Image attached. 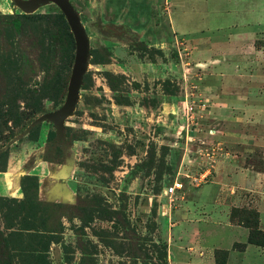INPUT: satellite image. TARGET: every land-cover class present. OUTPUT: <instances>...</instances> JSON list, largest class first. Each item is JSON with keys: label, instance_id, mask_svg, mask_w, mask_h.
Returning a JSON list of instances; mask_svg holds the SVG:
<instances>
[{"label": "rangeland", "instance_id": "obj_1", "mask_svg": "<svg viewBox=\"0 0 264 264\" xmlns=\"http://www.w3.org/2000/svg\"><path fill=\"white\" fill-rule=\"evenodd\" d=\"M6 1L0 0V110L17 118L27 102L31 104V90L35 97L48 98L32 121L20 120L16 126L0 118V170L11 151L37 139L41 127L48 135L45 157L61 161L66 153L75 165L70 187L76 203L37 211L31 217L34 229L62 225V242L68 247L67 257L73 259L70 264L80 262V238L97 246L95 264H164L159 259L163 239L177 217L200 210L193 207L194 191L212 180L220 152L217 142L207 138L213 129L207 124L212 96L218 92L210 85L218 84L220 76L212 74L206 59L197 62L192 55L213 51L219 55L227 47L239 52L236 40L217 43L228 35L224 26L241 24L249 19L247 12H241L239 1L227 0L231 12L223 17L215 12L220 10L218 0H199L190 17L178 13L173 20V9L187 0H69L88 37L89 59L77 104L64 122V143L58 144L49 121L26 130L42 115L57 111L66 99L74 60L67 69L69 49L54 20L61 12L53 4L42 6L29 15L47 14L51 19L35 21L22 17L13 3L11 11L5 12ZM188 31L200 42H191L185 35ZM205 38L216 44H204ZM256 42L262 46L264 36L253 43L256 50L264 51ZM248 47L245 55H251ZM59 75L66 85L55 97L51 89ZM243 158L246 165L264 170L261 156ZM208 170L210 175L203 179ZM176 180L183 184L182 191L165 195ZM214 200L210 196L205 206L211 213L198 245L223 249L215 251L217 264H226L229 253L230 263L239 264L244 250L236 246L247 240L244 228L255 227L253 217L258 212L252 206L232 207L231 224L244 228H231L223 224L225 215L219 214L221 207L215 208ZM216 214L222 218L221 226L216 224ZM0 230L4 236L9 232L1 211ZM192 232L199 233L195 228ZM192 237L186 248L197 245ZM255 247L246 251V264H264V248ZM21 249L17 245L11 250L13 264H26ZM186 250L180 252L184 261L200 259L198 248ZM49 257L52 264H60L51 249Z\"/></svg>", "mask_w": 264, "mask_h": 264}, {"label": "crops", "instance_id": "obj_2", "mask_svg": "<svg viewBox=\"0 0 264 264\" xmlns=\"http://www.w3.org/2000/svg\"><path fill=\"white\" fill-rule=\"evenodd\" d=\"M195 1L199 0L179 2L173 9V20L178 13V15L189 16ZM218 1L220 10H216V14L221 13L220 16L223 17L229 15L231 9L225 5L228 1ZM238 1L241 3V12H247L249 19H244L241 24L234 22L226 24L224 28L228 30V35L219 40L217 45L222 42L231 44L236 40V43L239 44V52L229 50L227 47L223 48L219 55H216L215 51L212 52V55H192L197 62L200 60L204 62L206 59L208 62L204 63L205 65L209 64L208 69L212 70V74L220 76L218 84L210 85L215 92L218 91V94L211 95L214 104L209 110V121L207 122L209 127L213 128L209 129L210 136L207 138L217 142L220 152L215 160V166H213L212 180L194 191L196 198L194 197L193 207L200 210L187 212V214L177 217L178 222L174 224L170 235L168 234L163 239L169 264H217L215 251L223 249L216 247L208 249L198 245L200 242L198 238L204 234L202 230L208 225L211 213L209 212L208 215L205 211L210 196L215 197L212 202L216 204L215 208L221 207L219 214L225 215L223 224L226 226L244 228L231 224L229 211L232 207L252 206L259 214V228L264 231V170L255 169L254 166L246 165L245 160H240L244 159V156H261L264 160V51L256 50L253 44L259 36H264V0ZM6 2L4 11L10 12L12 3ZM173 20L172 28L177 30L178 24H175ZM177 22L178 20H176ZM260 27L262 30L259 31ZM215 29H217L216 31L223 30ZM185 35H189L191 42H200L199 38L195 40L189 31ZM205 39L208 41L204 44H216L208 38ZM246 45H249L248 51L252 50L249 51L251 55H245L244 47ZM253 53L258 55H253ZM45 134L46 131L42 128L38 142L26 141L16 150L10 152L6 168L0 172V198L21 199L23 196L20 185L21 178L31 175L38 177L37 195L40 201L68 205L77 201V196L69 184L73 180L75 165L70 158L61 164L43 159ZM215 220L216 224L222 225L220 215L216 214ZM201 224L203 227H200ZM192 228L197 229L199 233L193 234ZM244 229L248 236V230ZM191 237L193 240L196 239L197 245L186 248L184 245L191 242ZM156 242H159L158 239ZM250 247L255 246L250 244L246 246L239 264H246L247 261H244L246 251ZM194 248L199 249L200 259L195 262L191 259L184 261L180 252L185 249L191 252ZM51 252L55 261L63 264L60 247L53 244ZM231 256L232 253H229L226 264H231Z\"/></svg>", "mask_w": 264, "mask_h": 264}, {"label": "trees", "instance_id": "obj_3", "mask_svg": "<svg viewBox=\"0 0 264 264\" xmlns=\"http://www.w3.org/2000/svg\"><path fill=\"white\" fill-rule=\"evenodd\" d=\"M21 16L26 19L30 18L31 16V20L35 21L51 19V16L47 14H22ZM54 18L55 23L60 31V36L65 38L67 47L69 49L66 67L69 69L71 68L72 61L74 60V39L62 13H58ZM258 42H256V47H264V44L259 46ZM65 85V81L63 80L62 76L59 75L58 79H56V81L54 80L51 89L53 96L58 97L61 94L62 89L65 88ZM30 93L31 104L27 102V107L19 113V117H12L10 111L2 112L0 110V118L3 119L4 122L11 120L17 126L20 124V120H31L37 114H39L43 109L42 100L48 97L41 96L40 94H37L35 97L36 93H34L33 90H31ZM5 168L6 164L4 168L0 170V172L4 171ZM20 185L21 192L23 194L21 199L0 198V211L3 213L6 230L9 231L6 236H4L5 234H3V232L0 230V264H13L12 260L15 255H12L11 250H15L17 245L20 248H23L21 249L23 250L22 253L24 254L22 260H25L26 264H52L49 257V252L53 244L60 246L63 263L70 264L73 259L71 257H67L69 254L66 252L68 247L62 242V225H59L57 229L52 227L51 229L42 228V230H38L34 229V226L31 223V217H35L37 215V211H42L48 206L58 207L62 204L47 203L38 200V179L35 176L22 177ZM256 216L257 217H253V222L255 225L254 228L245 226V228L248 229V237L246 242L243 244H237L236 246L241 248V251L245 250L248 244L264 248V231L259 228L258 213H256ZM106 220H110V217H108ZM230 220L232 222V214H230ZM82 229H86V226H83ZM78 236L80 237V235ZM25 239H27V242L29 243L26 247H23ZM31 241L36 243L35 248L31 246ZM8 245L15 246L11 247L10 250ZM87 247L90 248V251L86 249ZM96 247L97 246H95L92 241L87 240L83 243L80 238L78 249L80 254V262L78 264H95L94 258L97 256ZM159 259L164 264H167L166 246L162 247L161 256Z\"/></svg>", "mask_w": 264, "mask_h": 264}, {"label": "water", "instance_id": "obj_4", "mask_svg": "<svg viewBox=\"0 0 264 264\" xmlns=\"http://www.w3.org/2000/svg\"><path fill=\"white\" fill-rule=\"evenodd\" d=\"M23 14L29 15L36 12L40 7L53 4L62 15L70 29L75 43V55L72 71L67 87V95L63 105L55 112L42 115L27 128L26 133L34 126L44 121H49L55 129V141H64V122L72 114L79 98V91L83 77L87 70L89 59V41L82 26L79 16L69 0H11Z\"/></svg>", "mask_w": 264, "mask_h": 264}, {"label": "flooded vegetation", "instance_id": "obj_5", "mask_svg": "<svg viewBox=\"0 0 264 264\" xmlns=\"http://www.w3.org/2000/svg\"><path fill=\"white\" fill-rule=\"evenodd\" d=\"M42 128L43 127H41L40 129H39V132H38V135H37V139L35 140V141H30V140H27V142H30V143H36V142H38L39 141V137H40V134H41V130H42ZM45 136H46V138H45V143H44V154H43V159L45 160V161H48V162H51V163H57V164H61V163H63L67 158H69L67 155H66V153H65V155L63 156V158H62V160L61 161H59V160H49V159H47L46 157H45V153H46V144H47V142H48V139H47V137H48V135H47V132H46V134H45ZM26 142V141H25ZM56 142V141H55ZM57 143V142H56ZM63 143H64V141H63ZM63 143H61V144H63ZM58 144H60V143H58ZM8 159V158H7ZM6 164H7V160H6ZM27 176H31V175H27ZM24 177V176H23ZM35 177H37V176H35ZM37 179H38V177H37ZM21 182V181H20ZM70 184V183H69ZM38 187H39V183H38ZM71 188V187H70ZM71 190L73 191V189L71 188ZM38 192V191H37ZM74 192V191H73ZM75 193V192H74ZM77 196V195H76ZM23 197V196H22ZM39 200V199H38ZM40 201V200H39ZM47 203H51V202H47ZM76 203V202H75ZM74 203V204H75ZM54 204H61V203H54ZM62 205H68V204H62ZM73 205V204H72ZM59 246V245H58ZM60 247V246H59ZM51 249V248H50ZM62 254V253H61ZM63 262V261H62ZM64 264V263H63Z\"/></svg>", "mask_w": 264, "mask_h": 264}, {"label": "built area", "instance_id": "obj_6", "mask_svg": "<svg viewBox=\"0 0 264 264\" xmlns=\"http://www.w3.org/2000/svg\"><path fill=\"white\" fill-rule=\"evenodd\" d=\"M212 152H213V151H212ZM207 156H208L209 158H211V157H212V153L207 154ZM209 172H210L209 170H208V171H205V173H204V175L202 176V178L204 179V178H206L208 175H210ZM182 189H183V184H182L180 181L176 180V181H174L170 186H168V187L165 189L164 193H165V195H167V196H169V197H172L173 195H175V194H177V193H180V192L182 191Z\"/></svg>", "mask_w": 264, "mask_h": 264}]
</instances>
